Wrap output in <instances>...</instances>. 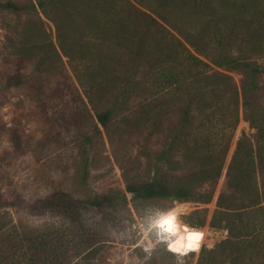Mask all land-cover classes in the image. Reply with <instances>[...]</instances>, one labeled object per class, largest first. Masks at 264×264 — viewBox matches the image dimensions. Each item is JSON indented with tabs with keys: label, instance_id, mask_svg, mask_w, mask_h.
I'll return each instance as SVG.
<instances>
[{
	"label": "rangeland",
	"instance_id": "rangeland-1",
	"mask_svg": "<svg viewBox=\"0 0 264 264\" xmlns=\"http://www.w3.org/2000/svg\"><path fill=\"white\" fill-rule=\"evenodd\" d=\"M10 1L20 6L36 2ZM215 1L217 11L210 20L217 26L183 5L163 9L157 0H143L153 9L137 6L147 13H164L173 22L184 18L186 31L211 57L227 52L264 65V0ZM230 18L234 22L232 41L222 51L218 39L225 31L224 22ZM76 25L81 28L80 23ZM205 26L213 40L202 34ZM164 27L180 38L176 31ZM158 32L163 31L158 28ZM171 41L172 47L186 54L176 40ZM199 57L210 66L206 73L230 77L240 93V71L221 69ZM106 61L101 65L106 81L96 85L87 74L90 69L63 54L55 24L41 10L26 13L0 9V264H200L205 253L227 239L228 231L212 227L210 221L218 196L227 192V166L237 141L243 132H253L243 118L241 105L239 124L220 177L212 186L205 183L195 189L201 196L210 193L209 201L137 197L127 191V186L152 178L155 167L145 153L161 150L169 128H178L185 93L182 87L163 90L158 85L157 71L140 68L134 79L145 89L124 97L115 94L124 103L111 128L107 131L98 124V132L92 134L96 111L106 107L108 97L113 99L107 94ZM96 65L98 62H92L93 73L98 71ZM173 66L174 72H183L180 63ZM15 75L27 76L20 85L9 86ZM258 81L264 87V74ZM229 111L230 105L226 104L221 112L229 118ZM200 118L197 114V120ZM87 134L92 138L90 142L86 141ZM177 156L176 167L158 165L165 184L174 185L194 168ZM84 169L87 178L81 180ZM60 192L72 200H94L108 194L111 198L101 208L79 209L75 217L31 209L33 204ZM169 213L203 233L198 251L171 250L169 245L181 233L173 235L152 226ZM257 219L261 224V215ZM205 236L214 247L201 248ZM263 239L264 222L256 238L249 239L248 248L260 246ZM220 264L244 263L227 259ZM248 264H264V249L255 258L248 257Z\"/></svg>",
	"mask_w": 264,
	"mask_h": 264
},
{
	"label": "trees",
	"instance_id": "trees-1",
	"mask_svg": "<svg viewBox=\"0 0 264 264\" xmlns=\"http://www.w3.org/2000/svg\"><path fill=\"white\" fill-rule=\"evenodd\" d=\"M142 1L36 0L20 6L8 0L0 3V9L24 10L26 13L41 10L55 24L63 54L90 69L87 74L96 85H102L106 81L101 65L107 60V94L113 99L108 97L106 107L96 111L97 122L92 127V134L98 132V124L109 131L114 117L124 103L119 95L124 97L145 89L134 79L138 69L148 67L157 71L158 85L163 90L183 88L185 103L180 109L178 128H169L167 140L161 150L154 154L148 151L145 153L155 167L152 178L141 184L127 186V191L137 197L209 201L210 193L201 196L195 189L205 183L212 186L220 177L231 139L239 124L241 105L243 118L253 132H243L237 141L227 166V192L218 196L217 208L210 221L212 227L226 229L228 237L214 251L205 253L200 264H220L227 259L248 264V257L253 259L260 249H264V239L260 246L253 244L248 248L251 242L249 239L256 238L264 222V213L260 211L264 210V87L258 81V77L264 74V65L240 59L227 52L211 57L205 47L193 41V34L186 31L184 18L173 22L166 14L156 10L150 11L152 14L147 13L137 5L153 8ZM157 1L158 6L163 9L183 5L195 14L207 18L211 25H216V21L210 20L217 11L215 0ZM76 23H80L81 28ZM164 25L176 31L180 38L166 30ZM224 27L225 31L218 39L222 51L232 41L233 19L224 22ZM158 28L163 32H158ZM202 34L213 40L207 26L202 28ZM171 40H176L186 54L172 47ZM209 43L206 39L205 45L209 46ZM248 43L253 48V42L248 40ZM199 56L221 69L240 71V93L230 77L219 72L206 73L210 66ZM95 61L98 62V71L93 73L92 62ZM175 63L183 66L181 74L173 71ZM26 76H13L9 86L20 85ZM119 82L124 85H114ZM226 104L230 105L229 118L221 112ZM197 114L201 115L199 120ZM85 138L88 142L92 139L88 134ZM177 155L193 164L194 168L174 185L165 184L158 172V165L166 163L170 167L178 166ZM81 175V180H86V169ZM110 198L111 194L97 196L94 200H72L68 194L60 192L33 204L31 209L75 217L79 209L88 206L101 208L103 202ZM258 213L261 215V224H258Z\"/></svg>",
	"mask_w": 264,
	"mask_h": 264
},
{
	"label": "clouds",
	"instance_id": "clouds-1",
	"mask_svg": "<svg viewBox=\"0 0 264 264\" xmlns=\"http://www.w3.org/2000/svg\"><path fill=\"white\" fill-rule=\"evenodd\" d=\"M152 226L155 227V224ZM170 233L175 235V230H173ZM202 237H203L202 232L196 229H192L191 231H189L188 235L180 236L178 239L174 241L173 244H170L169 247L170 249H172L173 247L176 249H179L180 252L182 250L185 252L189 250L198 251Z\"/></svg>",
	"mask_w": 264,
	"mask_h": 264
},
{
	"label": "snow or ice",
	"instance_id": "snow-or-ice-1",
	"mask_svg": "<svg viewBox=\"0 0 264 264\" xmlns=\"http://www.w3.org/2000/svg\"><path fill=\"white\" fill-rule=\"evenodd\" d=\"M175 220L176 217L172 213L167 214L166 216H162L155 222V227L162 230L163 232H172L175 228ZM171 250L175 252H180L179 249L172 248Z\"/></svg>",
	"mask_w": 264,
	"mask_h": 264
},
{
	"label": "bare ground",
	"instance_id": "bare-ground-1",
	"mask_svg": "<svg viewBox=\"0 0 264 264\" xmlns=\"http://www.w3.org/2000/svg\"><path fill=\"white\" fill-rule=\"evenodd\" d=\"M192 229H194V228H192L191 226L187 225L186 223H184L182 221H179V220H175V228H174V230L177 233H181L180 234L181 236L188 235L189 231H191ZM196 230H198V229H196Z\"/></svg>",
	"mask_w": 264,
	"mask_h": 264
},
{
	"label": "built area",
	"instance_id": "built-area-1",
	"mask_svg": "<svg viewBox=\"0 0 264 264\" xmlns=\"http://www.w3.org/2000/svg\"><path fill=\"white\" fill-rule=\"evenodd\" d=\"M207 239H206V236H205V239H204V241H203V243H202V246H201V248L203 247V246H207V247H214V242H209L208 243V240L206 241Z\"/></svg>",
	"mask_w": 264,
	"mask_h": 264
}]
</instances>
